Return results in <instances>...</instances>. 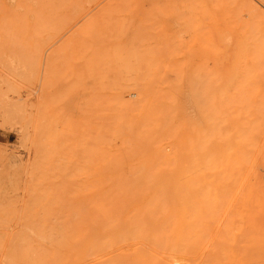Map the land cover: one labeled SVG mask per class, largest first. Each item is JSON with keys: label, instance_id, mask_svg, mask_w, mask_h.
I'll list each match as a JSON object with an SVG mask.
<instances>
[{"label": "rangeland", "instance_id": "obj_1", "mask_svg": "<svg viewBox=\"0 0 264 264\" xmlns=\"http://www.w3.org/2000/svg\"><path fill=\"white\" fill-rule=\"evenodd\" d=\"M0 264H264V0H0Z\"/></svg>", "mask_w": 264, "mask_h": 264}, {"label": "bare ground", "instance_id": "obj_2", "mask_svg": "<svg viewBox=\"0 0 264 264\" xmlns=\"http://www.w3.org/2000/svg\"><path fill=\"white\" fill-rule=\"evenodd\" d=\"M122 1H124V0H122ZM108 30H110V29H108ZM113 31V30H112ZM111 32V31H110Z\"/></svg>", "mask_w": 264, "mask_h": 264}]
</instances>
